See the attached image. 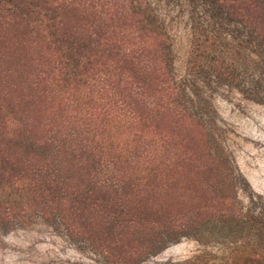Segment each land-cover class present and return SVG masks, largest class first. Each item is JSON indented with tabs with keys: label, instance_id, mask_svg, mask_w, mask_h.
Wrapping results in <instances>:
<instances>
[{
	"label": "trees",
	"instance_id": "1",
	"mask_svg": "<svg viewBox=\"0 0 264 264\" xmlns=\"http://www.w3.org/2000/svg\"><path fill=\"white\" fill-rule=\"evenodd\" d=\"M184 1L187 20L196 29L194 38L205 37L206 46H213L216 54L211 60L220 64L206 67V87L214 83L236 89L264 103V0ZM160 2L0 0L2 28L12 27L30 37L35 33L38 44L42 40L40 48L47 55L51 51L47 62L45 57L36 60L33 78L20 83L28 90L20 98L25 104L22 115L0 118V144L8 126L27 120L19 130H45L34 136V146L47 148V156L28 166H13L0 156V188L29 196L44 214L62 223L70 239L102 249L113 264L145 262L190 234L187 222L177 226L166 216L165 202L155 195L156 185L131 183L123 171L124 166L175 165L171 156L175 135L165 127L161 131V125L165 114L176 113L170 111L171 104L183 105L189 94L195 95L192 86L197 80L191 73H173L168 43L171 23L186 15L172 17L171 10L159 8ZM196 12L199 21L194 22ZM2 31L0 37H5ZM235 57L243 60L242 66ZM18 66L29 67L26 62ZM1 72L0 87L10 96L18 83L9 82V75L4 78ZM13 100L0 98V113L15 106ZM138 132L142 135L137 139L127 135ZM69 161L80 165L78 182L63 175ZM83 180L94 184L85 187ZM248 187L224 182L219 188L221 196L213 200L217 212L206 214V259L198 254L157 264H264V196L251 190L244 204L232 195ZM209 201L206 198V207H212ZM209 214L214 217L208 219ZM144 222L152 229L157 224L155 233L131 237L130 227ZM214 239L229 254L224 263L212 258Z\"/></svg>",
	"mask_w": 264,
	"mask_h": 264
},
{
	"label": "rangeland",
	"instance_id": "2",
	"mask_svg": "<svg viewBox=\"0 0 264 264\" xmlns=\"http://www.w3.org/2000/svg\"><path fill=\"white\" fill-rule=\"evenodd\" d=\"M160 3L159 8L171 10L172 17L186 15L184 20L171 23L168 43L174 59L173 73L181 75L190 72L197 80L192 86L195 95L189 94L186 97L183 102L186 109L183 105H178V102L171 104L170 111L176 109V113L167 111L170 115L165 114V123L161 125V131L165 127V132L175 135L171 154L176 159L175 165L124 166L126 168L123 171L129 176L131 183L141 184L142 187L147 182L156 185L157 192L154 193L159 200L165 202L166 216L174 219L177 226L187 222L190 234L170 242L158 255L137 264L178 262L198 254L206 259V214H216L213 200L221 196L219 188L224 182L249 186L248 191L238 189L232 192L238 202L247 204V195L251 190L264 196V103L250 100L236 89L219 87L214 83L206 87V67L220 66L218 62L211 60L216 56L213 46H206L203 36L198 38L197 34L194 38L196 29L187 20L188 6L184 0H162ZM6 6L13 8L11 3ZM198 16L197 12L194 13V22L199 21ZM1 25L0 29L6 34L2 33L5 37H0V72L2 71L4 78L6 74L9 75V82L18 83V89L6 96V90L0 87V98L11 101L14 97L11 103L15 105H10L0 113V118L7 115L20 117L25 107L24 103L20 104V98H25L28 93L20 83L27 77L33 78L36 60L45 57L47 62L51 51L47 55L40 48L42 40L38 44L37 34L30 37L22 35L23 31L21 34L15 28L4 29ZM29 28H33L32 25ZM50 38L49 35L46 42ZM46 46L47 44L44 48ZM206 55H209L210 60H206ZM234 60H237L238 66H242V59L235 57ZM19 62L28 63V70L21 69ZM216 79L217 76H212V80ZM208 96L211 98L210 104ZM26 122L27 120H20L14 127L8 126L6 137L0 144V156L9 159L13 166H28L32 161L47 156V148L34 146V136L43 134L45 130H19ZM127 135L132 140L142 133ZM141 144L142 141L140 148ZM64 166H68V171L63 175L74 182L79 177L77 166L80 165L69 161ZM239 174L246 182H241ZM82 182L85 187L94 184V180L90 181L91 185L88 181ZM206 198L210 199L208 203L212 207H206ZM213 217L211 214L207 216L208 219ZM156 226L152 229L145 222L133 225L130 227V236L146 238L149 233H155ZM90 246L89 243L70 239L62 223L49 214H44L29 196L16 195L15 188H0V264H113L112 261L109 263L108 253L98 248L91 249ZM211 246L212 258L224 263L229 257L226 247L218 239L212 240Z\"/></svg>",
	"mask_w": 264,
	"mask_h": 264
}]
</instances>
